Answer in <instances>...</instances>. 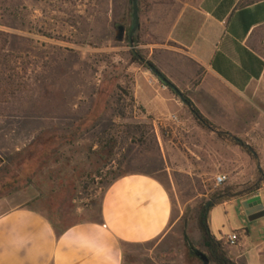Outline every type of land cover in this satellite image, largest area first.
<instances>
[{
	"label": "rangeland",
	"instance_id": "1",
	"mask_svg": "<svg viewBox=\"0 0 264 264\" xmlns=\"http://www.w3.org/2000/svg\"><path fill=\"white\" fill-rule=\"evenodd\" d=\"M138 2L136 52L188 97L181 78L192 76L194 68L184 47L166 39L177 19L173 2L165 0V15L161 0ZM119 27L124 28L121 40ZM133 27L130 0H0V31L9 35L6 53L16 61L11 63L16 80L26 86L0 102V214L28 208L58 231L96 222L104 191L115 178L146 173L168 190L172 223L156 241L125 246L123 264H202L199 258L188 260L185 242L187 238L208 256L197 225L200 212L218 189L238 193L261 184L264 167L246 146L240 152L233 137L222 140L198 125L172 91L142 62L133 61ZM124 75L134 78L135 97L137 90L149 109L172 116L145 109L153 116L158 145L149 151L127 148L116 162L101 152L97 141L115 114L113 95ZM152 89L166 92L178 108L163 107ZM136 102L141 106L137 97ZM92 114L102 116L96 120ZM135 114V121H148L140 110ZM52 137L60 139L46 144ZM236 138L255 150L250 136ZM220 175L227 181L217 187ZM214 206L208 208L217 217L214 231L224 226L225 234L243 222L251 224L238 208Z\"/></svg>",
	"mask_w": 264,
	"mask_h": 264
},
{
	"label": "crops",
	"instance_id": "2",
	"mask_svg": "<svg viewBox=\"0 0 264 264\" xmlns=\"http://www.w3.org/2000/svg\"><path fill=\"white\" fill-rule=\"evenodd\" d=\"M161 1L165 15V0ZM171 1L177 19L166 39L184 47L194 68L192 76L181 78L188 98L224 134L235 139L250 136L257 145L256 156L252 155L264 167V0ZM190 12L200 18L198 30L188 44L175 41L178 26ZM137 92L148 113L171 115L166 114L170 111L149 109ZM151 93L163 107L178 108L166 92L152 89ZM165 173L171 176L170 169ZM255 196H260L264 207L263 187L249 198H233L214 208H238L247 218L241 202ZM173 212L171 196L159 179L131 173L107 188L100 205L101 222L80 223L57 233L34 210L16 208L0 214V264H123L124 247L162 238L170 228ZM209 217L212 235L223 241L234 264H264V217L249 226L243 222L225 234L224 226L214 231V210ZM231 234L239 236L236 246L226 243Z\"/></svg>",
	"mask_w": 264,
	"mask_h": 264
},
{
	"label": "trees",
	"instance_id": "3",
	"mask_svg": "<svg viewBox=\"0 0 264 264\" xmlns=\"http://www.w3.org/2000/svg\"><path fill=\"white\" fill-rule=\"evenodd\" d=\"M139 5V2H138ZM140 12V10H139ZM190 13L185 14L184 20L178 26L175 33V41L190 43L193 39L192 34L198 30L200 25L199 16L193 15ZM218 19H223L216 14ZM8 34L0 31V78L5 79L3 82H0V102H5L8 100V95L14 96L16 93H21L25 90V85L21 82H18L15 78V70L11 68V63H16L12 55L6 53V46L8 44ZM130 42V40H129ZM134 47L136 48L137 41L133 37ZM178 44L177 42H174ZM179 45V44H178ZM181 46V45H180ZM133 61L140 64L142 56L139 53L132 51ZM154 67H156L152 62H150ZM157 68V67H156ZM158 69V68H157ZM159 70V69H158ZM27 70H25L26 72ZM10 72V75L5 78V75ZM18 75V74H17ZM164 75V74H163ZM165 76V75H164ZM162 84V83H161ZM165 86L164 84H162ZM135 88L136 83L133 77L129 75H124L120 83L116 86V91L113 95V108L115 114L112 116V120L100 136L98 137L97 147L101 150L102 153H107V155L113 159V161H119V156L127 148L139 147L141 150L149 151L154 148L155 145H158V140L154 131V126L151 123L153 116H147L146 110L143 106H137L136 97H135ZM167 88V87H166ZM172 91V90H170ZM173 92V91H172ZM9 93V94H8ZM174 93V92H173ZM175 94V93H174ZM185 99L187 100V107L192 113L193 119L196 123L202 127H206L209 130L216 132L217 136L222 140L232 139L230 136L224 134L220 131L213 123L207 120L200 111L194 106L191 100L183 93ZM99 107V106H98ZM99 109V108H97ZM140 110L141 115L145 117L147 122H137L135 111ZM93 119H99L102 114H92ZM99 121V120H98ZM60 139V137H52L47 140L46 144L52 143ZM236 142V145L244 148L243 144ZM125 176V175H124ZM123 176L115 178L108 187L117 179ZM264 187V181L261 184L243 191L235 193L231 191V188L227 189H218L212 195L213 200H217L216 205L231 201L236 195H239L238 199L249 198L252 195L256 194L260 189ZM107 190V189H106ZM104 191V194L106 192ZM104 196V195H103ZM103 198V197H102ZM101 205V204H100ZM210 209L206 207L202 209L198 217V229L202 237V245L206 249L210 263L212 264H234L227 256L225 250V245L223 241H218L212 235L209 226V214ZM101 222V214L99 221ZM52 227L57 231V233L64 232L65 230L58 231V228L55 227L51 222ZM186 248H187V258L191 262L196 259L195 249L193 248L191 242L185 238Z\"/></svg>",
	"mask_w": 264,
	"mask_h": 264
},
{
	"label": "water",
	"instance_id": "4",
	"mask_svg": "<svg viewBox=\"0 0 264 264\" xmlns=\"http://www.w3.org/2000/svg\"><path fill=\"white\" fill-rule=\"evenodd\" d=\"M131 4L133 6V18H134V27L131 30V33L129 35V40H130V47L133 52L136 53V49L134 47V42H133V37L134 34L137 32V30L140 28V17H139V5H138V0H130ZM119 39H122L123 33H124V28L119 27ZM141 62L149 69V71L162 83L167 87L169 90H172L175 95L180 99V101L187 106V100L185 99L183 93L172 83L170 82L156 67H154L150 62L141 59ZM235 139V138H234ZM237 142L240 144H243L240 140L235 139ZM244 145V144H243ZM248 148V150L256 156V153L254 150L249 146V145H244ZM258 170L260 174L263 175L261 166L258 165ZM240 197L239 195H236L234 198ZM217 200H213L207 205V209L211 205H216ZM241 207L245 211V214L248 218L249 222H254L256 220H259L264 217V207L262 205V201L260 196H255L253 198H250L248 200H244L241 202ZM196 256L200 259L202 264H210L209 258L202 252L195 250Z\"/></svg>",
	"mask_w": 264,
	"mask_h": 264
},
{
	"label": "built area",
	"instance_id": "5",
	"mask_svg": "<svg viewBox=\"0 0 264 264\" xmlns=\"http://www.w3.org/2000/svg\"><path fill=\"white\" fill-rule=\"evenodd\" d=\"M173 120H176L175 117L172 118ZM216 182V186L217 187H220L222 185H224L227 181V177L226 176H218L215 180ZM239 241V236L237 234H231L229 235L227 238H226V243L229 245V246H236L237 243Z\"/></svg>",
	"mask_w": 264,
	"mask_h": 264
},
{
	"label": "flooded vegetation",
	"instance_id": "6",
	"mask_svg": "<svg viewBox=\"0 0 264 264\" xmlns=\"http://www.w3.org/2000/svg\"><path fill=\"white\" fill-rule=\"evenodd\" d=\"M198 258V257H197Z\"/></svg>",
	"mask_w": 264,
	"mask_h": 264
}]
</instances>
